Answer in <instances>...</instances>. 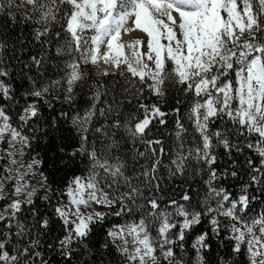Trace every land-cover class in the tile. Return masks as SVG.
I'll use <instances>...</instances> for the list:
<instances>
[{
	"label": "snow or ice",
	"instance_id": "snow-or-ice-1",
	"mask_svg": "<svg viewBox=\"0 0 264 264\" xmlns=\"http://www.w3.org/2000/svg\"><path fill=\"white\" fill-rule=\"evenodd\" d=\"M24 2L30 6L35 22L42 25L35 31L38 43L48 44L49 25L59 23L67 35V44L57 48V55L66 50L79 53L78 58L66 64L69 94L83 79L81 62L95 65L103 61L116 69L123 65L120 75L127 74L157 98L166 95L169 83L181 86L180 91L192 100L187 112L192 132L189 137L183 118L177 116L171 149L166 150L159 138H150L156 124H166L168 114L158 104L143 102V87L137 88L140 115L122 120V113L117 110V118L109 125L96 127L95 133L103 137L100 150L86 148L88 137L81 135L78 151L87 154L89 168L86 176H73L67 184L61 193L66 202L58 200L52 205L50 189L44 185V200L52 208V216L41 214L34 207L37 190L23 180L19 169L5 168L4 174H0V201L4 202L0 206L3 226L0 264H71L76 248L84 245L92 233V225L105 218L106 213L84 211L93 205L118 209L112 213L116 216L134 210L140 213L137 220L121 226L119 232H108L114 239L124 238L121 255L128 264H186L175 249L184 251L188 234L205 217L217 235L219 217L233 221L228 229L230 239L235 242L233 251L239 253L241 245H246L251 264H264V213L249 219L244 215L255 199L247 194L250 185H245L241 194L233 198L218 183L229 175L238 177L233 153L243 154L247 149L258 157V166L253 158L245 161L250 181L264 184V0ZM136 30L147 36L146 51L142 50L145 44L141 39L127 43L122 40L124 35ZM55 35L62 38L59 31ZM162 40L167 43H161ZM32 60L37 67L42 65V59ZM9 76L8 68L0 61V141L8 137L11 146L19 143L28 147L29 138L21 129L39 116L37 103L61 81L38 85L29 77L32 87L24 96L31 102L25 103L17 113L19 126H14L8 109L18 101ZM100 96L97 92L89 110L74 118L73 122L83 133L90 130L88 126L96 116ZM66 100L71 102V96ZM112 110L111 106L107 110L100 108L99 115L105 117ZM173 111L179 113L180 109ZM217 122L219 126L214 129ZM221 148L228 157V166L223 170L219 164ZM10 162L15 164L16 160ZM39 163L33 159L27 168L31 170ZM162 168L170 179L206 177L203 199L193 203L186 190L179 200L168 199L162 206L165 199ZM25 211L30 214V220L22 216ZM53 224L62 235L46 245L55 254L46 257L39 250L41 237L52 233ZM125 234L135 245L132 252L128 251ZM207 241L208 233L204 232L191 243L195 252L193 264H204L203 253L210 247Z\"/></svg>",
	"mask_w": 264,
	"mask_h": 264
},
{
	"label": "trees",
	"instance_id": "trees-1",
	"mask_svg": "<svg viewBox=\"0 0 264 264\" xmlns=\"http://www.w3.org/2000/svg\"><path fill=\"white\" fill-rule=\"evenodd\" d=\"M25 9H28V12ZM29 16H33V18L26 20V17ZM41 27L42 25L35 22V16L31 12L30 6L24 1L0 0V61L9 70L8 81L12 83L18 101L8 109L13 125L19 126L17 113L25 103L31 102L26 100L24 96L32 87L29 77H32L38 85H47L55 80L61 81L59 86H53L50 89L45 99L37 103L39 116L21 129L23 134L29 138V146L23 147L24 163L32 162L33 159L38 160L40 163L33 167L43 179V183L41 182L35 188L37 194L33 198L34 207L39 209L41 214L52 216V208L44 200L46 191L44 185L50 189L48 195L52 205H56L58 200L66 202L67 198L62 197L61 193L66 189L67 184L73 176H86L89 168L87 154L78 151L81 145V135L88 137L86 148L95 147L100 150L103 137L101 134L95 133L96 127L109 125L117 118V110L122 113L120 116L122 120L130 115H140L138 111L140 101L136 98L140 93L137 92V88L143 87V102L158 104L161 110L168 114L165 117L166 124L163 126L156 124L150 137L162 140L166 150L171 149L175 142L177 116L183 118V122L188 128V135L191 136L192 129L187 121V112L192 100L190 96H186L180 91L181 86L169 83L166 88V95L163 98H157L149 93L146 86H141L137 81H132L127 74L120 75V72L124 71L123 69L114 73L107 72L109 74L104 75L103 72H95L88 63L81 62L80 71L83 73V79L73 86L71 102H68L66 100L67 84L65 83L66 64L71 62L73 58H78L79 53L66 50L62 55H57V48L67 44V35L61 31L59 23L49 25L51 38L48 44L38 43L35 40V31ZM58 31L61 32L62 38L60 39H57L55 35ZM87 35L90 36L91 33ZM33 57L42 59L40 67L33 63ZM133 84L136 85L135 88L132 87ZM126 89L128 90L126 91ZM97 92L101 96L100 101L96 104V116L88 126L90 130L83 133L78 125L73 122L74 118L82 117L89 110ZM109 106L113 110L107 113L105 117L100 116L99 109L105 108L107 110ZM176 108L180 109L179 113L173 111ZM218 126L219 122L213 125V128ZM239 139L242 140L243 138ZM5 147L4 143L1 150H4ZM218 152L221 157L220 169L223 170L228 166V157L222 148L218 149ZM247 158L255 159L258 166V157H255L247 149L244 150L243 154L234 152L233 159L236 162L238 177L232 178L229 175L218 182L220 186L232 193L233 198L241 194L245 185H250L247 188V194L249 197H255V199L251 200L249 208L244 214L245 219L255 218L264 213V184L251 183L250 173L245 163ZM167 160L168 158L165 156L164 162L167 163ZM5 163L4 159L1 160L0 174H4ZM129 168H132L131 161ZM161 175L163 177L161 187L164 189L165 196L162 206L167 204L168 199L179 200L186 190L190 192L193 203L203 199L205 192L203 179L206 177L190 176L170 179L166 169L163 168ZM3 203L0 201V206ZM115 210L118 209L109 210L105 208L102 211L106 213L105 218L103 221H98L92 225V233L84 245L76 248L71 264H128L125 257L121 255L123 245L120 240L109 237L108 232L137 220L140 213L134 210L131 214L116 216L112 214ZM22 216L30 220V214L27 211ZM52 227L53 231L50 235L41 237L42 246L39 250L46 257L55 256L46 245L53 242L55 236L62 235L56 224H53ZM2 228L3 226L0 225V229ZM229 228L230 226L220 222L219 235H217L212 231V226L208 218L205 217L202 223L188 234L184 251L181 252L178 247L175 251L179 257L186 261V264H193L195 252L191 248V243L196 236L207 232V242L210 247L203 253L204 264H251L246 245H241L239 253L233 251L235 242L230 239ZM105 244L107 247H103ZM56 259L59 260L60 258L56 257Z\"/></svg>",
	"mask_w": 264,
	"mask_h": 264
},
{
	"label": "rangeland",
	"instance_id": "rangeland-1",
	"mask_svg": "<svg viewBox=\"0 0 264 264\" xmlns=\"http://www.w3.org/2000/svg\"><path fill=\"white\" fill-rule=\"evenodd\" d=\"M14 1H19V0H14ZM24 1V0H22ZM25 3V2H24ZM27 10L28 12V9H25ZM144 48L142 49L143 51H146L147 48H146V42H147V36L144 37ZM161 43H167L166 40H162ZM91 68L97 72V73H100V72H110V73H114L115 71L117 70H120V69H116L114 67H112L111 65H107V64H104L103 61H99L97 64L93 65L91 63H88ZM121 69L124 70L123 68V65L121 66ZM233 76V79H234V74H231ZM68 87V85H67ZM71 96V94H69L66 90V97L68 96ZM5 143V149L4 150H1L2 149V145ZM22 145H20L19 143L15 144V147L11 146L9 143H8V137H5L3 141H0V162L1 160H5L6 163L4 165V169L5 168H12V169H19L20 171V174L23 176V180L25 182H27L30 186V188H37L38 185L41 184V182L43 183V179L40 177V175L37 173L36 169L33 167L31 170H29L27 168V165L32 163V162H29V163H24V151H23V147H21ZM9 153H11L12 155L9 156ZM21 153H23L21 155ZM11 159H15L16 160V163L15 164H12L10 162ZM9 189L10 186H9ZM8 189V190H9ZM105 209V207H102V206H97V205H93L92 208H88V209H84V211L86 213H90L92 211H99V212H102L103 210ZM219 221L227 226H231L232 223H234L233 221H231L230 219L226 218V217H220L219 218ZM124 226V225H123ZM119 227H116L113 232H119ZM125 238L128 240V244H127V248H128V251L129 252H132L134 251L135 249V245L131 242V237L130 236H127L125 234ZM118 240H120L121 244L123 245V248L125 247V244H124V238H116Z\"/></svg>",
	"mask_w": 264,
	"mask_h": 264
},
{
	"label": "bare ground",
	"instance_id": "bare-ground-1",
	"mask_svg": "<svg viewBox=\"0 0 264 264\" xmlns=\"http://www.w3.org/2000/svg\"><path fill=\"white\" fill-rule=\"evenodd\" d=\"M128 26H131V25H128ZM146 36V34L145 33H142V32H140L139 30H136V31H134V32H131V33H129V34H126V35H124L123 37H122V40H123V42H125V43H127V42H130V41H132V40H134V39H141L142 41H144L145 39H144V37Z\"/></svg>",
	"mask_w": 264,
	"mask_h": 264
}]
</instances>
